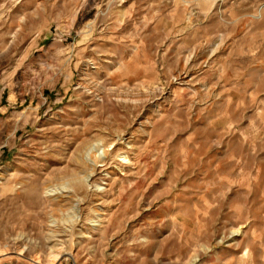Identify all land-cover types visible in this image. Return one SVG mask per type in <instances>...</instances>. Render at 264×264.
Returning <instances> with one entry per match:
<instances>
[{"label": "rangeland", "instance_id": "rangeland-1", "mask_svg": "<svg viewBox=\"0 0 264 264\" xmlns=\"http://www.w3.org/2000/svg\"><path fill=\"white\" fill-rule=\"evenodd\" d=\"M0 252L264 264V0H0Z\"/></svg>", "mask_w": 264, "mask_h": 264}, {"label": "bare ground", "instance_id": "bare-ground-1", "mask_svg": "<svg viewBox=\"0 0 264 264\" xmlns=\"http://www.w3.org/2000/svg\"><path fill=\"white\" fill-rule=\"evenodd\" d=\"M0 253H1V252H0ZM2 254H3V252H2ZM19 254H20V253H19ZM0 255H1V254H0ZM57 258H58L57 255H55V256H54V259L51 260L50 264L53 263V261L57 260Z\"/></svg>", "mask_w": 264, "mask_h": 264}, {"label": "water", "instance_id": "water-1", "mask_svg": "<svg viewBox=\"0 0 264 264\" xmlns=\"http://www.w3.org/2000/svg\"><path fill=\"white\" fill-rule=\"evenodd\" d=\"M0 264H12V263H0Z\"/></svg>", "mask_w": 264, "mask_h": 264}]
</instances>
